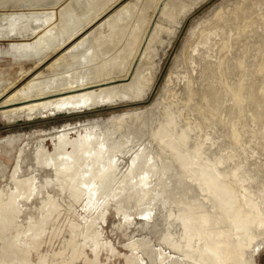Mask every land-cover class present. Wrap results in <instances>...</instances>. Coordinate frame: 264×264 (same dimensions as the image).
<instances>
[{
  "label": "bare ground",
  "instance_id": "6f19581e",
  "mask_svg": "<svg viewBox=\"0 0 264 264\" xmlns=\"http://www.w3.org/2000/svg\"><path fill=\"white\" fill-rule=\"evenodd\" d=\"M190 2L0 0V37L15 39L8 40L6 48L0 45V55L23 60L12 64L18 67L13 79L0 77V121L11 124L144 100L154 87L158 71V68L148 66L151 63L147 59L157 57L158 45H164L161 35L169 31L165 20L173 15L168 24L179 28L191 9ZM239 7L237 2L221 17L229 16L237 26ZM176 11L181 16L174 19L178 14ZM249 15L240 19L238 30L245 24L242 20ZM253 26L250 23L248 30ZM204 28L202 25L198 32L202 33ZM193 40L188 38L186 43ZM231 42L230 38L220 40L221 53L209 79L213 87L219 83L231 104L239 107L238 114L226 113V117H222L212 92L209 94L204 86L198 91L193 70L187 69L179 75L172 71L158 105L107 120L65 124L58 133L38 142L30 164L26 158L27 143L16 153L11 142L1 146L0 152L14 157L11 167L0 165V184L5 183L0 185V264H257L256 255L264 251V233L244 241L247 236L243 234L247 231L242 234L240 227H237L240 232L231 231L230 223L234 221L230 218L228 221L225 214L229 212L222 213L219 209V205L224 207L226 203L218 205L219 199L212 198L215 196L203 191L193 181L195 179H191L189 171L191 168L195 171L194 167L191 165L189 169L190 165L184 164L192 156L183 160L185 149L187 151L194 143L200 147L207 141V138L198 141L196 135L204 130L208 120L217 119L222 125L226 124L231 139L241 142L239 121L244 117L241 105L244 83L242 77L240 81L230 82L224 65L229 61L224 48H232ZM255 44L264 48L263 32ZM186 47L174 71L179 69L181 61L185 65ZM27 63H30L28 68ZM237 65L243 73L245 63L241 61ZM43 67L47 72L41 70ZM260 72H264V66ZM22 80L24 82L19 84ZM177 87L188 97L184 107L193 106L197 114L186 115L184 107L178 106ZM261 103L257 108L264 115V102ZM198 137L200 139L201 134ZM204 149L208 152L207 147ZM216 157L219 163L222 159ZM207 158L211 163L215 159ZM23 165L27 167L24 171ZM200 168L201 172L203 169ZM214 171L218 174L219 170ZM210 172L204 176H209ZM231 172L224 173L228 176L226 179L224 175L218 177L226 180L220 182L222 185L227 182L226 189L229 188L233 197L228 195L220 200L228 202L225 198L231 199V203L233 198L235 203L242 205L247 197L241 195L240 180ZM214 174L210 175L215 178ZM210 178L211 183L213 178ZM244 182H240L243 187ZM212 183H215L214 179ZM243 190L248 192L246 187ZM44 193L46 199L38 218L30 219L24 228L20 223L21 206L25 205L22 203L31 204ZM62 197L70 199L65 208L67 215L64 214L68 220L65 227L58 230L54 225L63 212ZM254 204L250 205L251 212ZM235 208L238 210L239 207ZM262 209L261 213L264 212ZM111 211L118 218V226L112 231L127 238L129 242L124 248L129 250L128 255L121 254L105 235L103 224ZM240 211V218L250 213V210L248 214ZM257 211L253 214H258ZM136 217L141 221L137 222ZM257 217H254L256 222ZM248 219L249 224L253 217L249 215ZM49 226L54 229L53 237L66 234V238L61 250L46 255L41 248ZM255 230L247 234L254 235ZM136 236L141 238L136 239Z\"/></svg>",
  "mask_w": 264,
  "mask_h": 264
},
{
  "label": "rangeland",
  "instance_id": "374dc122",
  "mask_svg": "<svg viewBox=\"0 0 264 264\" xmlns=\"http://www.w3.org/2000/svg\"><path fill=\"white\" fill-rule=\"evenodd\" d=\"M129 1L130 0H122V2L124 3L129 2ZM186 1L187 2L191 1L189 3V6L191 7V9L188 12V15H186V17L183 19L181 26L179 28H175L176 26L174 24H168V23H171L168 20L170 19L172 20L173 15H172V18L165 20V24H166L165 26L169 29V31H168V34L161 35L162 36L161 40L163 41L164 45L162 44L158 45L160 49L157 48L158 49L157 57H151L150 59H147V61L151 63V65H148V66L150 67L154 66L155 69L158 68V71H157V77H156L154 87L149 92V94L144 98V100L140 102H135V103H131V102L120 103L115 106H105V107L103 106L100 108L98 107L96 109L85 110L82 112L72 113V114H62V115L58 114L56 116H51V117L42 118V119L38 118L36 120H31V121H28L25 119L26 121L22 120L20 122L11 123V124L8 121L3 120V121H0V147L4 146L7 141L11 142L14 144L15 150L13 149V151L16 153V151L20 147L24 146L27 143L28 146L26 150L27 151L26 158H28L29 160L27 163L30 164L31 158H33V154L36 152L38 142L41 139H47L50 136L55 135L56 133H58L60 129H62V126H64L65 124H68V123L76 124L78 122H86L87 120H92V119L107 120V119L112 118L113 116L125 114L129 111L146 110L148 108H152L158 105L162 99L161 96L164 93V87L166 86V82L168 81L170 77V73L172 71L179 75V73L183 74L187 72V69L193 70L194 76H196L198 80V85H197L198 91L201 89V86H204V88L208 91L209 94L212 92V95L214 96L215 100H217V104L219 105V109H220V113L222 117H226V113L228 115L238 114L240 111L239 107L234 105L233 103L231 104L230 100L227 99L226 94H224L222 90H220L219 83H216V85L213 87L209 79L211 76V72L216 70V66H217L216 61L218 59L219 54L221 53L220 40L230 38L232 40L231 42L232 48H230L229 50H227V48H224L225 55L227 54L228 59H229V61L224 64L226 68V74L230 82L233 83V81L234 82L240 81L242 77V80L244 83L243 91L241 93L243 97L241 105H242V110L244 112V117H242L241 120L239 121L240 127H241V133H242L241 142L237 143L236 141L231 139L229 135V130L227 129L228 126H226V124L222 125L221 122L217 119L208 120V122H206L207 124L205 125L204 130L202 132H198V135H196V137L198 138V141L203 140L204 138H207V141L206 142L204 141V143H202L200 147H198L200 144L195 145L194 143L193 147L191 146L190 149L189 148L187 149V151L185 149L183 151L184 152L183 160L191 156H192L191 157L192 159L189 158L191 160L187 159L189 160L188 162L187 160L185 161L186 163L184 161L183 162L185 163L184 164L185 166L190 165L188 167L189 169L191 168V165L192 167H194L193 170L195 171H192V168L190 169L191 172L188 170L189 176H192L191 178L192 180L193 179L199 180L198 177H201V179L199 180L200 182L198 181L196 182L195 180L193 181L197 183V185L203 191L207 192L209 195L215 196V197H212V198H215V200L219 199L217 200L218 205L220 203L221 204L223 203V205H225L224 203H226V206H224L226 209L220 205H219V209L221 208L222 213L229 212L225 214L227 216L228 221L230 219H231L230 221H234L233 223L231 222L232 224L230 223V225L232 226L231 231H234V232L239 231L237 230V227H240V229L242 230V231L240 230L242 234L245 233L246 231L250 232L254 228L256 229L255 231H257L255 232L256 234L258 232L261 233L257 235H255V233L254 235L253 234L249 235L250 233L247 234L246 232V235L243 234L244 237L247 236V238L245 237L246 240L242 236L243 237L242 239H244V241L251 240V238L254 239L256 238V236L258 237V235L260 236V235H263L262 233H264V230L262 229V227L264 228V224L263 225L261 224L264 222V219L263 221L262 220L260 221L262 217L264 218V214H263L264 212L262 213L260 212V211H263L262 208H264V200L262 198L264 197L263 195L264 192H262L264 189V130L262 129L264 127V115H262V113L257 108V104H259L260 102L262 103L264 102V97H263L264 93H262V90L264 89V72H260V70L264 66V48L261 46H257L255 44V41H257L259 38V34H261V32L264 33V0H186ZM237 2L240 3V7L238 9L239 12L237 13V17H238L237 24L238 25L235 26L233 20L230 19L229 16H225V17H221V16L222 14L227 13V11L228 12L231 11L235 7ZM241 10L251 15H249L250 17H247V19L242 20V22L245 24L241 27L240 30H238V28L240 27V24H239L240 19H243L244 16H248L247 13H241L243 12ZM176 14H175L176 17L174 19H177L178 17L181 16L178 11H176ZM260 15L262 17H260ZM232 16L234 15H231V17ZM174 21H177V20H174ZM250 23H253L254 26L250 30H248ZM202 25H205V28L203 29L202 33H200L198 32V29L202 28ZM188 38H193L194 40L191 41L190 43H186ZM8 40H15V39L14 37L12 38H7L6 36L2 38L0 37L1 47L6 48L8 44ZM184 46H187L186 56H185V65L181 61L179 65V69L174 71L176 65L178 64L179 56L184 50ZM20 61L23 62V60H19V58H14L12 55H8V56L0 55V77L4 79L12 77L13 79V75L16 71H18V67L13 66L12 64L20 62ZM241 61L245 63V69L243 73H242V70L237 65V63ZM26 65H27V68L30 67V63H27ZM41 70L47 72L46 67H43ZM213 74L216 75L215 72ZM22 82L24 81L22 80L19 84H21ZM176 91L179 95L178 103L181 104V105L179 104L178 106L184 107V105L188 103V97L186 93L182 91L180 87H177ZM199 98H200V95L198 96V99ZM172 108H174L173 105H172ZM184 112H186V115H190V116H192L193 114H197L193 106H187L186 108L184 107ZM260 120H261V123H260ZM241 121H243V123ZM193 134L195 135V133ZM199 134H201L200 139L198 137ZM212 138H214L213 141H212ZM208 140H209V143H208ZM189 141L190 139L188 140V143ZM49 145L50 147H52L50 142H49ZM205 147H207L208 152H205V149H204ZM194 148H197V149H194ZM192 149L194 153H195V150L197 151L196 152L197 155L196 153L194 154L192 152ZM198 150L199 151L202 150V151L199 152ZM203 151L205 152L204 154H203ZM202 155L203 156L205 155L204 156L205 158L209 156V160H212L213 157L215 159L212 160V163H211V161H208V158L207 159L202 158ZM194 156H196L197 158L199 156L202 159V161L199 158L198 160L196 157L193 158ZM216 156H219V159L221 158L222 159L221 161L223 163H221V161L218 163L219 160H216L217 158ZM13 157L14 155L11 156V155L0 152L1 167L3 164H6L8 167L9 166L11 167L12 162H13ZM223 158L225 159L223 160ZM198 161H200V163ZM203 161L204 162L206 161V162L204 163ZM213 161L214 162L217 161L215 162L216 164ZM201 162L203 166L199 165L198 167V164H201ZM213 163L216 167L212 165ZM217 163L218 165L219 164H222V165H219L218 167ZM208 164L209 166H207L206 168V165ZM198 168H200L202 171L205 170L206 172L207 171L210 172L211 170L214 171V169H216V171L218 169L219 171H217L218 174L215 173L216 176L215 178H213L214 176H211L212 174H214L213 171L210 172L211 175L209 174V176H207L209 172L206 173L204 171L207 174L206 176H204L205 173H203L202 171L200 172ZM25 169H27V167L23 165L22 170L24 171ZM226 169L228 171H232L231 173L233 174L234 178L236 177L238 180H240V182L242 181L244 182V179H246L244 182V185H245L244 187H246V191L248 190L249 193L248 192L244 193L245 190H243L244 188L243 183H240L239 181L238 182L243 187V188L241 187V190H240L241 195L244 197H247L248 199L251 198L250 200L245 198L246 199L245 201L243 199L245 204H247L248 206L245 205L244 202H242V205L237 204V202L235 203L234 201L236 200L234 199L233 201V198H232L233 203L232 202L230 203L231 199L229 200L227 199L228 198L227 196L228 195L230 196L229 188L226 189L227 182H223L224 185H222V183L220 182L228 177L226 176V174H224L227 171ZM196 170L199 171L198 172L199 174L198 173L196 174L197 172ZM192 172L195 174H193ZM193 175H197V177L195 176L194 178ZM200 175H203V176H200ZM219 175H224L223 176L224 179H222L223 178L222 176H220L222 177L220 179V177H218ZM42 177H44V175H42ZM205 177H207L208 179H206ZM210 177L214 179L215 183H212L213 179L211 182L212 184L210 183V180H211ZM202 178H204L203 179L204 181L202 180ZM219 182L220 184L217 185L216 183H219ZM246 182H249V183H247L246 185L245 184ZM203 183L206 184L207 186L203 185ZM4 184L5 183H2L0 185L3 186ZM214 184L215 186L213 188ZM220 185H222L223 188L220 189L219 188L221 187ZM240 185H239V188H240ZM248 185H250V187L252 188L247 187ZM213 189H215V191ZM224 189H226V191L224 193H220V191L223 192ZM215 192L217 193L215 194ZM250 192L251 193L254 192L257 195H255L254 193L251 194ZM54 194L57 195L56 192H54ZM216 195L218 196L220 195L219 196L220 198ZM250 195L254 198H252ZM225 196L227 197L225 199L229 202V204L225 200H224L225 202L221 201L224 199ZM255 197H258V198H255ZM44 199H46V193H44L43 195H40L38 200L34 201L31 204L22 203L25 205L21 206L22 212L20 213V221H21L20 223L23 225L24 228L28 225V221L30 219L38 218L40 214V207L42 206ZM252 199H253V202H252ZM255 200L257 202H255ZM247 201L249 202V204L246 203ZM258 201L261 203H259ZM60 203L62 205L64 204L61 207L63 208L61 212L62 211L63 212L62 214H60V216L58 217L54 225V227L58 230L65 227L67 223L68 217L67 216L65 217L64 214L67 215V211L65 208L67 206V203H70V199L69 198L66 199L62 197V201H60ZM243 204L246 207H244ZM252 204H254L253 206L254 209L251 212L252 206L250 205ZM258 204L259 205L261 204L260 205L261 209H258L260 208ZM234 206L239 207L238 210L240 209L243 212H246L245 214H248L249 210H250V213L252 214L249 213L247 216L244 213H242L245 216L242 215L243 218L242 217L240 218L241 211L240 210L238 211L237 208H235ZM242 206L244 207V209L245 208L246 209L244 210ZM229 207H231L232 209L233 208L235 209L232 210ZM222 208H224V210ZM254 210H258L257 211L258 214H255L256 216L253 214ZM232 212L234 213L236 212L237 214H239L238 215L239 217L235 215L236 213L234 214ZM229 214L231 216H234L232 217L233 219L231 218ZM260 214H262L263 216ZM249 215L251 216V218L253 217V219H251L253 223L255 220L254 224L251 223L252 221H250L252 226H250L251 225L250 223L248 224L246 222V220L248 222L250 220L248 219ZM257 215L259 217V220H258ZM254 217H257L258 222H256V218L254 219ZM117 220L118 218L115 217V214L113 213V211H111V214L108 216L106 223L103 224L104 230H106L105 235L109 240L113 241L114 246L120 251L121 254L127 253L128 255L130 254V252L129 250H126L124 248V245L128 243L129 241L125 237L122 238L123 236L122 233L120 232L117 233L118 231L116 232L112 231V229H116V225L118 226ZM139 220L140 218L136 219L137 222L141 221ZM243 220L245 221L246 224L244 223ZM239 221H242V222H239ZM236 222L237 223L239 222L240 224L239 223L236 224ZM256 223L259 225L257 226ZM233 224L235 225V227ZM260 224L262 226H260ZM242 225L243 226L245 225L246 227L244 226L245 228H241L243 227ZM253 225H255V227ZM256 226L259 229H257ZM247 228H249V230ZM53 231L54 229L51 226H49L48 230L46 231V234L44 237L45 244L43 243L42 248H41V251L43 254L49 255V253L52 254L54 250L59 251L62 249V245H63L62 241H64V239L66 238V234H63L59 238H56V237H53L54 236ZM250 236L251 238L248 239V237ZM137 238H141V236H136V239ZM0 249H1V243H0ZM256 256H257L256 257L257 264H264V251H260V253H258Z\"/></svg>",
  "mask_w": 264,
  "mask_h": 264
}]
</instances>
